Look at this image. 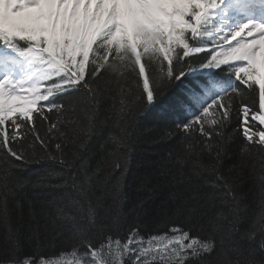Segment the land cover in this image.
Segmentation results:
<instances>
[{
  "label": "snow or ice",
  "instance_id": "snow-or-ice-1",
  "mask_svg": "<svg viewBox=\"0 0 264 264\" xmlns=\"http://www.w3.org/2000/svg\"><path fill=\"white\" fill-rule=\"evenodd\" d=\"M206 48L208 56H194ZM145 57L147 68L154 73V86H150ZM129 68L142 82L143 103L154 106L168 97L161 112L174 117L192 114L191 119H173L172 123L183 133L197 126L205 147L214 153L212 191L203 195L194 192L178 210L204 215L207 208L215 207L217 192L221 204L226 200L227 206L215 211L209 220L213 231L204 240L190 236L183 227H171V236L155 233L145 237L133 226L123 241L111 234L99 241L85 235L70 251L81 257L79 264H98L94 258L105 264L101 254H112L113 244L116 256L127 254V261L120 264H264V222L259 238L255 226L242 230V201L236 181L217 167L228 156L230 137L225 130L234 119L236 96L240 97L238 128L246 141L241 156L250 153L254 143L264 156V0H0V153L8 168L6 175L30 163L51 162L62 170L46 169L38 183L55 181L52 186L66 189L71 205H79L76 197L86 199L100 166L89 175L88 153L83 151L75 157L79 166H74L59 140L56 151H51L50 141L62 133L58 121L50 120L47 113L71 109L83 97L95 100L97 77L104 80L111 74L116 79ZM245 89H252L254 95L258 89V106L244 101ZM229 93L232 96L226 102ZM209 110L212 117L205 121ZM36 121L47 124L43 136ZM253 122H258V130ZM29 134L41 146L42 156L20 150ZM165 135L171 137L172 130ZM112 166L127 168L119 160ZM234 167L241 170L238 180L243 159ZM162 175L167 179L166 170ZM106 182L107 177L97 181ZM0 217L7 223L6 202ZM87 226H92L91 211ZM217 230L221 232L219 246L214 239ZM224 233L238 237L231 241L235 260L211 258L213 253L223 256ZM245 243L251 246L247 256L240 250ZM4 248L0 264H43L21 253V237L13 230L7 232Z\"/></svg>",
  "mask_w": 264,
  "mask_h": 264
},
{
  "label": "trees",
  "instance_id": "trees-1",
  "mask_svg": "<svg viewBox=\"0 0 264 264\" xmlns=\"http://www.w3.org/2000/svg\"><path fill=\"white\" fill-rule=\"evenodd\" d=\"M144 61L150 86H154L153 70L147 68L146 57ZM96 79L95 100L83 97L71 109L47 113L50 120L58 121L62 133L50 141L49 149L56 151L55 143L59 140L64 146L65 156L77 167L79 160L75 157L82 151L87 152L89 175L100 166L101 171L90 181L92 187L88 197H76L79 205H71L65 197L66 189L52 186L55 181L38 183L46 169L62 170L51 162L30 163L23 170L6 175L8 168L0 153V211L5 202L8 208L7 223L0 217V255L5 251L4 241L9 230L21 237L23 255L43 263L57 261L61 264H71L73 261L79 264L81 257L70 250L78 245L83 236L88 235L94 241H99L111 234L123 241L133 226L138 227L140 235L145 237L155 233H168L171 236L173 233L168 231L171 227H183L190 236L204 240L213 231L209 220L215 211L227 206L226 200L221 204L217 192L215 207L207 208L204 215L191 216L186 211L178 210L194 192L203 195L212 191L209 185L216 175L212 169L214 153L205 147V138L196 131L197 126L194 125L190 133H183L172 123L173 119H191L192 114L185 113L180 117L163 114L161 106L169 103L168 97L162 98L160 104L145 105L142 82L130 68L123 76L117 75L116 79L111 74L104 80ZM231 96H225V101ZM243 98L245 102L258 106V89L255 95L252 89H245ZM239 102L240 97L236 96L233 102L234 119L225 130L230 137L228 156L217 167L225 177L236 181L242 201V230L255 226L259 238V227L264 222V181L261 180L264 177V156L258 143L251 145L250 153L241 156V145L246 141L238 128L236 105ZM211 117L210 110L209 116L204 119L208 121ZM36 124L43 136L47 124L41 125L40 121H36ZM253 125L257 130L260 127L258 122H253ZM205 127L211 130L212 126L205 123ZM168 130L173 132L171 137L165 135ZM84 144L87 148H82ZM20 150L34 156L43 155L41 146L34 143L31 134ZM241 159L244 167L237 180V173L241 170L234 165ZM115 160L126 163L127 168L115 169L112 166ZM165 170L167 179L162 175ZM173 176L176 177L175 181L172 180ZM105 177L106 183H97L98 180L104 181ZM152 189H155L154 193ZM90 211L92 226H87ZM78 225L81 228L78 229ZM223 238L226 245L223 256L217 257L213 253L211 258L235 260L237 254L231 250L234 247L231 241H236L237 235L224 233ZM214 239L219 246V230ZM250 247L245 243L240 250L247 256ZM112 248V254H101L105 264L108 261L111 264L127 261L126 253L116 256L114 244ZM94 259L99 264L100 258ZM256 259H261L258 253ZM152 264H159V261Z\"/></svg>",
  "mask_w": 264,
  "mask_h": 264
},
{
  "label": "rangeland",
  "instance_id": "rangeland-1",
  "mask_svg": "<svg viewBox=\"0 0 264 264\" xmlns=\"http://www.w3.org/2000/svg\"><path fill=\"white\" fill-rule=\"evenodd\" d=\"M238 39H240V38H238ZM233 43H235V41H233ZM56 262H57V261H56ZM56 262H55V263H52V262H46V263H43V264H61V263H59V262H58V263H56Z\"/></svg>",
  "mask_w": 264,
  "mask_h": 264
}]
</instances>
